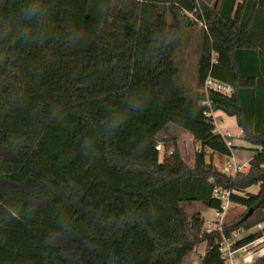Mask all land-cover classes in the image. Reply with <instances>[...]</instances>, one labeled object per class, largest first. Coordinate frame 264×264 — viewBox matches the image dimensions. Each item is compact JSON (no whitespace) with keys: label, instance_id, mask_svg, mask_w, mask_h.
Wrapping results in <instances>:
<instances>
[{"label":"trees","instance_id":"trees-1","mask_svg":"<svg viewBox=\"0 0 264 264\" xmlns=\"http://www.w3.org/2000/svg\"><path fill=\"white\" fill-rule=\"evenodd\" d=\"M211 111L255 146L246 173L213 163L237 146ZM215 188L246 209L205 232L181 204L221 210ZM235 233L264 238V0H0V264H185L202 244L199 264H225Z\"/></svg>","mask_w":264,"mask_h":264},{"label":"built area","instance_id":"built-area-1","mask_svg":"<svg viewBox=\"0 0 264 264\" xmlns=\"http://www.w3.org/2000/svg\"><path fill=\"white\" fill-rule=\"evenodd\" d=\"M204 88L208 92L210 90L216 91L218 93H221L223 95L230 96L234 93V87L232 85H229L227 83H224L218 79L212 78L211 76H208L204 82ZM207 115H211L213 117L215 126L217 124V121L214 117V112H206ZM216 132L220 133L224 138H226L228 147L232 148L233 141H232V135L229 131L222 132L218 129L216 126L215 129ZM156 149L160 152L164 151V146L159 143L156 145ZM168 155L173 154V149H169L167 151ZM230 163L224 165L222 171L225 172L227 175L235 176L239 172H246L249 165L248 163L238 164L235 161V158L232 159ZM230 190H222L220 188L214 189V196L222 201L221 210H216L215 215L218 218L217 223H208L206 228L204 229L205 232H211L214 229H221V225L223 224V219L231 205L230 200ZM257 228H261L257 227ZM241 233H235L231 237H225L220 242V250L222 253V257L224 259L225 264H249L248 258L250 255V250H247L246 246L242 248H236L235 243L238 239L241 238Z\"/></svg>","mask_w":264,"mask_h":264},{"label":"rangeland","instance_id":"rangeland-1","mask_svg":"<svg viewBox=\"0 0 264 264\" xmlns=\"http://www.w3.org/2000/svg\"><path fill=\"white\" fill-rule=\"evenodd\" d=\"M188 44L185 45L177 54L176 56V66L179 70L182 83L185 86V90L190 93L191 89L193 88L195 84V80L197 77V67H198V60L200 55V40L199 35H194L188 42ZM228 117V116H227ZM219 126L224 129L225 126H228L229 130L233 135H236L241 130L236 124V120L233 117L225 118L224 123H219ZM181 138L180 141H182L183 147L185 150L189 151V153H192L194 149L198 148V145H194L192 138L185 132L182 133V135L179 137ZM163 154V152H161ZM210 160V157L208 158ZM227 163V157L226 155L216 153L214 156V164L217 166L218 169L222 170L223 166ZM189 203H202L203 205H206L202 201L198 202H183V207L188 210V213H190V204ZM191 204V205H193ZM194 205H201V204H194ZM207 206V205H206ZM209 208V207H208ZM203 211V208L201 209ZM208 217L215 215V211L210 209L208 210ZM230 207L226 213L225 216L230 215ZM229 213V214H228ZM216 217V216H215ZM263 244V245H262ZM263 246L264 248V242L261 244H254L250 248V252L252 253L254 250L258 249L259 247ZM201 251L202 246L199 247ZM201 254V253H200ZM197 252L190 255L186 261L185 264H198L199 263V255Z\"/></svg>","mask_w":264,"mask_h":264},{"label":"crops","instance_id":"crops-1","mask_svg":"<svg viewBox=\"0 0 264 264\" xmlns=\"http://www.w3.org/2000/svg\"><path fill=\"white\" fill-rule=\"evenodd\" d=\"M227 116L228 115L226 113H224L223 111H215L214 112V117H215V119L217 121L216 126L218 127V129L220 131H222V132L229 131L231 133V131L229 130L228 126H225L224 129H222L219 126L220 121H221V123H224L225 122V118H229V117L235 118L236 124L238 125L236 117H234V116H228L227 117ZM240 130H241V128H240ZM231 135L233 136L232 137L233 145L234 146H237V147L234 148V149H232L231 155H226V157H227V163L226 164L230 163L231 161H233L232 159L235 158V161L238 164L248 163V165H249V161L251 160V158L253 157V155L255 153V151H254L255 146L253 144H251V143H249V142H247V141H245L244 139L241 138L242 137L241 136L242 135V130L239 133H237L236 135H233L232 133H231ZM215 155H216V153L213 154V163H214V156ZM248 169H249V167H248ZM248 169L246 170V172L248 171ZM246 172H244V173H246ZM249 191H251L253 193H257L259 191V186H253V187L249 188ZM203 203H205L207 205L206 202H203ZM189 204H190L189 206H190V211H191L190 213H188V210L183 207V203L181 205H182L183 209L190 216L193 215V214H195V213H199L200 215H202L206 219V223H205V226H204L205 228H206L207 224L210 223V222L215 223V224L217 223L218 218L215 217L216 215H213V216H210L209 215V217H208V212H209L208 210L211 209V208H208V205L206 206V205H203L202 203H194V204H201V205H194L193 203H189ZM191 204H193V205H191ZM202 208H203V211L201 210ZM245 209L246 208L244 206H242V205L235 204V203H231V205H230V212H231V214L225 216L224 219H223V222H228V221L233 220L235 217H237L240 214H242L245 211ZM262 242H264V238L259 239L256 242L247 245L246 248H247V250H250V248L254 244L255 245L256 244L258 245V244H261ZM201 246H202L201 251H199L200 248H198V250H197V253L198 254H200V253L203 254V252L205 250V244H202ZM200 255H199V257H200ZM262 255H264V248H263V246H261L258 249L254 250L252 253L250 252V255H249V258H248L249 264L251 262H253L256 258H258V257H260Z\"/></svg>","mask_w":264,"mask_h":264}]
</instances>
